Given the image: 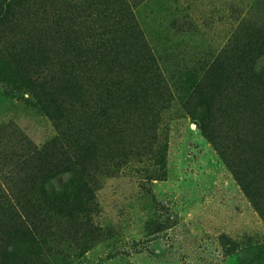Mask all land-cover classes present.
<instances>
[{
  "label": "rangeland",
  "instance_id": "rangeland-1",
  "mask_svg": "<svg viewBox=\"0 0 264 264\" xmlns=\"http://www.w3.org/2000/svg\"><path fill=\"white\" fill-rule=\"evenodd\" d=\"M25 263L264 264V0H0V264Z\"/></svg>",
  "mask_w": 264,
  "mask_h": 264
},
{
  "label": "trees",
  "instance_id": "trees-1",
  "mask_svg": "<svg viewBox=\"0 0 264 264\" xmlns=\"http://www.w3.org/2000/svg\"><path fill=\"white\" fill-rule=\"evenodd\" d=\"M76 92V91H75ZM77 93V92H76ZM79 94H80V92H79ZM32 197L31 196H28V198H27V202H26V204H27V206L29 207V206H35V205H33L34 203H32V201H33V199H31ZM19 202H20V199H15V203H18L19 204ZM20 205V204H19ZM31 210V209H30ZM36 210H41V209H36ZM41 214V216H47L44 212H41L40 213ZM25 264H28V263H25Z\"/></svg>",
  "mask_w": 264,
  "mask_h": 264
}]
</instances>
